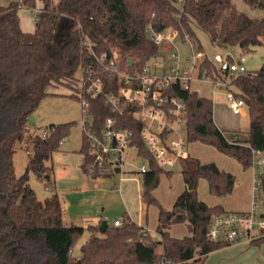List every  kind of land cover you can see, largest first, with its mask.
Listing matches in <instances>:
<instances>
[{"label": "trees", "instance_id": "obj_1", "mask_svg": "<svg viewBox=\"0 0 264 264\" xmlns=\"http://www.w3.org/2000/svg\"><path fill=\"white\" fill-rule=\"evenodd\" d=\"M39 1L43 7L37 12L33 33L23 31L19 10L35 9L37 0H15L0 6V264H205L210 253L231 243L209 238L213 217L227 212L220 205L211 207L199 199V182L207 180L212 196L226 197L232 194L236 177L215 163L205 164L188 155L180 161L185 190L171 210L163 208L153 193L165 170L143 142V124L134 116L138 107L128 104L122 114L112 111L106 95L117 93L123 80L97 58L116 49L120 70L142 72L160 55L161 45L150 39L149 26L156 32L174 30L181 41L197 39L195 47L201 52L196 30L207 34L214 45L238 47L248 53L264 42V17L253 19L239 12L233 0H185L181 8L169 0ZM244 1L264 11V0ZM167 46L162 45L164 50ZM79 69L84 76L87 72L97 75L104 85L99 97H87L92 129L100 132L108 118H116L121 128L133 132L132 146L149 165L143 173L141 199L145 206L159 208V240L128 216L123 225H108L105 232H101L102 224L66 226L59 196L40 201L29 184L31 173L40 180H50L48 162L73 127V123L51 125L46 137L34 135L29 133V117L51 87L76 82ZM202 69L210 77L224 79L208 56ZM232 86L249 109L250 130L244 141L238 132L228 138L218 128L212 99L182 88H176L173 95L182 97L187 105L188 143L213 146L248 170L253 150L264 151V69L234 78ZM79 93L76 89L71 97L81 100ZM19 145L32 149L33 154L25 173L17 177L13 158ZM81 155L83 174L93 179L113 177L111 172L103 173L89 154L84 132ZM176 224H186L190 235L173 237L170 228ZM85 231L90 237L76 257L73 250Z\"/></svg>", "mask_w": 264, "mask_h": 264}, {"label": "rangeland", "instance_id": "obj_2", "mask_svg": "<svg viewBox=\"0 0 264 264\" xmlns=\"http://www.w3.org/2000/svg\"><path fill=\"white\" fill-rule=\"evenodd\" d=\"M11 1L15 0H0V6H7ZM52 1L53 4H56L58 0ZM233 3L239 12L245 13L250 18L261 19L264 17L263 10L251 7L244 0H233ZM41 6V1L37 0L35 9L24 7L19 10L20 23L24 31L34 32L36 29L37 12ZM196 36L199 39L202 51L211 60H213L214 55L218 53L224 55L229 54L234 60H239V58L243 56L246 59L245 65L248 71L257 72L264 69V42L251 52L243 53L238 47L222 48L214 45L210 41L208 35L200 30H196ZM197 43V39L187 38L186 41H176L173 44H169L165 50L161 45L160 55L149 63V66L152 68V73L160 76L169 70L170 67L175 66L172 58L174 54L179 57L183 67L191 68L193 56L197 52V49H194L193 45L195 46ZM155 61L158 62L156 67L153 65ZM82 76L83 70L79 69L76 74V82L71 83L69 86H60L59 88L51 87L49 89L50 94L42 100L37 110L29 117V133L34 135H42L51 125L73 123L70 135L61 145L60 150L54 154L53 159L48 162V166L52 168L50 180H40L31 173L29 184L40 201H44L48 197L57 194L61 199L62 205L65 208L67 207L68 215L74 216L75 218L77 217V221H80L78 223H84L81 222L84 218L95 214L101 216L103 222H107L110 226H114L115 219L121 218V220H123L125 216H128L126 215L128 211L132 217L138 219L139 215L142 216L141 208L144 206V225L150 227L153 230L151 235H153L156 240H159L160 237L156 233L159 208L156 205L150 207L145 206L142 199H140L141 196H139L141 194L139 190L142 188L143 184V172H141V168L144 164H147V168L149 165L146 160L138 156L136 148L131 147L126 151L127 163L124 167L126 173L122 175L123 177H130L132 174L127 172L130 170L134 171V175L137 179L135 182H128L125 186V183L120 182L121 175L116 174L115 177L107 179L108 181L102 184V189L100 188V190H98L92 187L94 191L85 193V190L94 184L90 179L91 177H86L80 169V164L82 162L81 149L83 146V126L86 116L84 114L85 110L82 101L75 97H71V95L76 92V89H81ZM195 78H199L198 71L195 72ZM234 78L236 77L224 74L223 80L232 85ZM192 89L199 92L200 96L208 97L213 100L217 123L228 138H231L234 132H238V137L241 140L244 141L247 139L248 131L250 130L249 109L247 106L244 110L245 115L234 114L229 108L228 101L225 97L226 89L222 88L217 95H213L212 88L207 81L203 82V84L192 82ZM231 89L238 92V89L234 86H232ZM182 129L183 133H186L185 125H182ZM190 145L192 147L194 146V148L195 146L198 148V153L194 152V154L190 152L192 157L200 159L203 162H205V159L207 162L215 161V156L206 152V150L209 149L218 156H225V159L229 162L227 167L232 174L237 176V173L247 171L234 158L219 152L213 146L205 145L201 142H195ZM32 154V149L28 150L25 145L18 146L13 158L17 177L25 173L29 157ZM181 166L182 163L178 164L175 169L164 168V174L171 170H173V174L171 178L163 176L162 174L159 186L154 191L159 192L160 200L155 193L154 196L159 203L162 204L161 206L167 210L173 208L174 202L178 196H173V191L176 186L180 184L181 187H184ZM115 180L116 182L113 184L112 182ZM85 182H87L86 185ZM198 197L211 207L221 203L227 205L225 207L229 211H235L233 210L235 208H232L235 206V200L232 199L231 202L226 204L223 202L224 199L212 196L209 192L208 182L205 179L199 182ZM67 203L69 206H66ZM170 203V208H166L164 204ZM155 212H157V215H155ZM82 225L86 226L87 224ZM176 229L179 230L176 232L179 233L178 236L173 235L176 238H183L190 235L186 224H176ZM88 238L89 232L85 231L81 239L76 243L73 250L74 256L80 257L81 246ZM158 251L162 252L161 246H159ZM245 259H249L247 262L248 264H264V245H251L246 239H242L241 241L231 243L230 246L210 253L205 264H220L221 261V264H239V262H243Z\"/></svg>", "mask_w": 264, "mask_h": 264}, {"label": "built area", "instance_id": "obj_3", "mask_svg": "<svg viewBox=\"0 0 264 264\" xmlns=\"http://www.w3.org/2000/svg\"><path fill=\"white\" fill-rule=\"evenodd\" d=\"M169 1L177 8H181L185 0ZM147 32L150 39L158 45L173 44L179 37L174 30L156 32L150 26ZM193 48L197 49L194 45ZM206 57L204 52L197 49L192 67L187 68L181 65L179 57L174 54L172 58L175 66L160 76L153 74L149 65L140 73L130 74L120 70V54L116 49L112 50L110 55L103 54L97 58L106 70L123 80L117 93L106 95L107 103L113 112L119 114L123 113L128 104L138 107L134 111V116L143 124L141 131L143 142L162 168L175 169L177 164L188 156V141L182 129V125L186 126L187 105L182 97L173 95L176 88L192 91V82L207 81L213 95H217L222 88L226 89V99L234 114H243L247 106L238 92L231 89L232 85L223 79L210 77L206 69H202ZM213 62L222 74L238 77L251 73L247 70L246 59L243 56L239 60H234L229 54L218 53L214 55ZM153 65L156 67L158 62L155 61ZM196 71L199 75L197 79ZM81 83L79 95L86 116L83 132L88 142L89 154L95 158L103 173L111 172L113 177L120 174L122 181V175L126 173L124 168L127 163L126 151L133 147V132L121 128L118 120L112 117L104 122L100 132L94 131L87 97H99L103 93L104 85L97 75L91 72H87V76H82ZM47 134L48 132L44 131L42 135L46 137ZM147 169V164H144L141 172L144 173ZM251 169L254 174L251 210L213 217L208 232L211 240L235 243L246 239L250 244L261 242L264 245V151L253 150ZM114 225L121 226L123 221L117 220Z\"/></svg>", "mask_w": 264, "mask_h": 264}, {"label": "crops", "instance_id": "obj_4", "mask_svg": "<svg viewBox=\"0 0 264 264\" xmlns=\"http://www.w3.org/2000/svg\"><path fill=\"white\" fill-rule=\"evenodd\" d=\"M42 4V3H41ZM43 7V4H42V6L38 9V11L41 9ZM24 31V30H23ZM35 31V30H34ZM24 32H27V31H24ZM28 33H33V32H28ZM194 82H198V83H202L203 84V82H201V81H198V80H196V81H194ZM192 91H195V90H193L192 89ZM197 92V91H196ZM199 93V92H198ZM225 97H226V95H225ZM208 98V97H207ZM209 99H211V98H209ZM245 112H243V115H245L244 114ZM214 121H215V123H216V125L218 126V128L220 129V130H222L223 131V129L218 125V123H217V120H216V111H215V109H214ZM249 132V131H248ZM195 142H193V143H188V146H187V151H188V155H190V156H192L191 155V153L190 152H197L198 153V148H196V146H195V148H194V146L192 147L190 144H194ZM196 143H199V142H196ZM203 144V143H202ZM198 147V146H197ZM200 152V151H199ZM206 152H208L209 154H212V156H215L214 158V160L215 161H206V159H205V162H203V161H201L200 159V161L202 162V163H215L221 170H223V171H226V172H229V173H231L230 172V169H228V167H227V164L229 165V162H228V160L227 159H225V156L224 157H221V156H218V155H216V154H214L213 152H212V150H206ZM195 154V153H194ZM181 162H179L178 164H180ZM177 164V165H178ZM80 166H81V164H80ZM182 167V166H181ZM81 169V168H80ZM173 170H171V171H167V172H172ZM181 171H182V168H181ZM81 172H82V170H81ZM83 173V172H82ZM127 173H129V174H132L130 177H123V180L121 181V179H120V182H122V183H125V186L127 185V183L128 182H135L137 179H136V177H135V172L134 171H132V170H130V171H128ZM172 174H173V172H172ZM172 174L171 175H168L167 173L166 174H163V176H166V177H168V178H171V176H172ZM85 175V174H84ZM234 175V174H233ZM253 170L250 168L249 170H247L246 172H239V173H237V176L236 175H234L235 177H236V184H235V188H234V190H233V192H232V194H230V195H228V196H226V197H217V198H222V199H224V201L223 202H225L226 204H228L229 202H231V200L233 199V200H235L234 201V205L235 206H233L232 208H235V209H233V210H235V211H229L228 209H226V207L225 206H227V205H223V204H219L220 206H222L224 209H225V211L227 212V213H244V212H248V211H250L251 210V208H252V203H253V183H254V177H253ZM86 177H88V176H86ZM110 178H113V177H110ZM110 178H98V179H93V178H90L91 179V181H92V183H94L93 184V186H91L90 188H88V189H86L85 190V193L86 192H92V191H94V190H92V187H94V188H96V189H98V190H100V188L102 189V184H104V183H106L108 180L107 179H110ZM184 179V178H183ZM115 182H116V180L115 181H113L112 183L113 184H115ZM87 184V182H85V185ZM178 184V183H177ZM208 188H209V185H208ZM120 189H121V187H120ZM185 190V183H184V187H181L180 186V184L179 185H177L176 186V188H175V190L173 191V196L175 195V196H177V198L182 194V192ZM102 191V190H101ZM140 191V193H141V191H142V188L139 190ZM121 192V191H120ZM156 195H157V197H158V199L160 200V196H159V192L157 191V192H154ZM153 193V194H154ZM139 196H141V194L139 195ZM174 196V197H175ZM174 197H173V200H174ZM177 198H176V200H177ZM59 199H60V197H59ZM140 199H141V197H140ZM176 200H175V202H176ZM162 201V200H161ZM222 201V200H221ZM60 202H61V199H60ZM175 202H174V204H175ZM161 204V203H160ZM61 205H62V202H61ZM162 205V204H161ZM165 205V207L166 208H170V206H171V203L170 204H164ZM219 205H216V206H219ZM66 206H69V204L67 203L66 204ZM174 206V205H173ZM144 206H142V208H141V210H142V216L141 215H139V217H138V219H135L134 217H132L131 215H130V212L128 211V213H126V215H128V217H130L135 223H137L139 226H143V227H145V229L149 232V233H152L153 232V230L150 228V227H147L146 225H144V222H143V216H144V213H145V207L143 208ZM215 207V206H214ZM62 209H63V220H64V224L66 225V226H71V225H77V226H80V227H84V228H87V227H89L90 225H94V226H97V225H99V224H103V221H102V219H101V216H99V215H92V216H90V217H87V218H84L83 219V221H81V222H84V223H78V222H80V221H77L78 219H77V217L75 218L74 216H70V215H68V213H67V207L65 208L63 205H62ZM155 215H157V212H155ZM156 217V216H155ZM123 219V218H122ZM158 219H159V209H158V215H157V223H158ZM74 220H76V221H74ZM117 220H121V218H116L115 219V221H114V224H115V222L117 221ZM124 220V219H123ZM122 220V221H123ZM82 224H87L86 226H84V225H82ZM108 224V223H107ZM109 225V224H108ZM157 226H158V224H157ZM157 229V228H156ZM177 231H179V230H177L176 229V225H173L171 228H170V233H171V235L173 236V235H177L178 236V234L179 233H176ZM189 236V235H188ZM89 237H90V233H89ZM174 237V236H173ZM176 238V237H175ZM184 238V237H183ZM251 245H255V244H251ZM230 246V245H229ZM210 255V254H209ZM209 257V256H208ZM249 260V259H248ZM248 260L247 259H245V261H243V262H239V264H248L247 262H248ZM206 263V262H205ZM222 263V261L220 262V264ZM259 264V263H258Z\"/></svg>", "mask_w": 264, "mask_h": 264}, {"label": "water", "instance_id": "obj_5", "mask_svg": "<svg viewBox=\"0 0 264 264\" xmlns=\"http://www.w3.org/2000/svg\"><path fill=\"white\" fill-rule=\"evenodd\" d=\"M177 41H181V38L178 37V38H177ZM130 61H131V62L133 61L132 58L130 59ZM107 226H108L107 222H103V224L101 225V232H105Z\"/></svg>", "mask_w": 264, "mask_h": 264}]
</instances>
